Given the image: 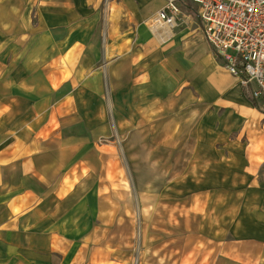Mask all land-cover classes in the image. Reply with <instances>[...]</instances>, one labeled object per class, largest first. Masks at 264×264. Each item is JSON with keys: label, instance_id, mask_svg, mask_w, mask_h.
Instances as JSON below:
<instances>
[{"label": "crops", "instance_id": "0c3cea01", "mask_svg": "<svg viewBox=\"0 0 264 264\" xmlns=\"http://www.w3.org/2000/svg\"><path fill=\"white\" fill-rule=\"evenodd\" d=\"M164 4L0 0V45L31 53L36 65L0 79L10 84L0 93V233L20 238L14 264H128L110 241L118 206L101 186L104 162L115 156L99 141L109 119L118 132L131 126L129 140L161 120L184 121L201 80L216 89L211 107L223 115L231 175L195 196L197 228L175 263L264 264V109L217 58L194 15L182 8L175 26L156 21ZM6 67L1 78L12 74Z\"/></svg>", "mask_w": 264, "mask_h": 264}, {"label": "rangeland", "instance_id": "374dc122", "mask_svg": "<svg viewBox=\"0 0 264 264\" xmlns=\"http://www.w3.org/2000/svg\"><path fill=\"white\" fill-rule=\"evenodd\" d=\"M228 53L233 54V51ZM30 54L11 48L8 42L2 43L0 56H4L5 61L0 62V69L7 66V72L12 74L10 78L0 79L4 83L7 79H18L13 74L27 64L28 70L35 68ZM9 85H1L0 81V93L7 91ZM198 87V104L181 114L187 121L176 125L175 121L161 120L149 126L147 134L141 131L139 136L129 140L124 134L131 126H122L118 132L109 119L110 134L99 141L103 145L112 144L115 156L114 160L106 157L101 186V195L118 206L119 223L110 241L128 253L124 254L128 264H176L184 237L197 228L198 218L193 211L195 196H200L204 187L218 185L231 175L230 165L225 161L229 151L223 140V115L221 111L215 114L211 107L216 89L206 80H201ZM192 132L200 137L193 140L189 135H182ZM90 163L96 164L92 159ZM235 164L232 173L239 179L241 166ZM19 240L0 233V264L21 260L15 251H10L16 250L14 245L19 244ZM218 264L231 263L220 261Z\"/></svg>", "mask_w": 264, "mask_h": 264}, {"label": "built area", "instance_id": "2783aa9c", "mask_svg": "<svg viewBox=\"0 0 264 264\" xmlns=\"http://www.w3.org/2000/svg\"><path fill=\"white\" fill-rule=\"evenodd\" d=\"M182 8L195 16L244 93L264 109V0H165L155 19L175 26Z\"/></svg>", "mask_w": 264, "mask_h": 264}, {"label": "bare ground", "instance_id": "6f19581e", "mask_svg": "<svg viewBox=\"0 0 264 264\" xmlns=\"http://www.w3.org/2000/svg\"><path fill=\"white\" fill-rule=\"evenodd\" d=\"M157 22H159V21H157ZM157 22H155V23L157 24ZM155 23H154V24H155ZM155 27H157V25H156ZM207 44H208V43H207ZM208 45H209V44H208ZM211 49H212V48H211ZM212 51L214 52L213 49H212ZM214 53H215V52H214ZM215 55H216V53H215ZM216 56H217V55H216ZM217 58L220 59L218 56H217ZM220 60H221V59H220ZM221 61H222V60H221ZM223 65H224V64H223ZM237 80H238V79H237ZM238 83H239V82H238ZM241 88H242V87H241ZM190 233H191V232H190Z\"/></svg>", "mask_w": 264, "mask_h": 264}]
</instances>
